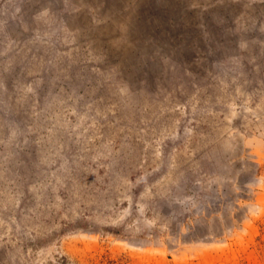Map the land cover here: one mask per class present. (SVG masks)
Wrapping results in <instances>:
<instances>
[{
    "label": "rangeland",
    "instance_id": "1",
    "mask_svg": "<svg viewBox=\"0 0 264 264\" xmlns=\"http://www.w3.org/2000/svg\"><path fill=\"white\" fill-rule=\"evenodd\" d=\"M0 264H264V0H0Z\"/></svg>",
    "mask_w": 264,
    "mask_h": 264
}]
</instances>
